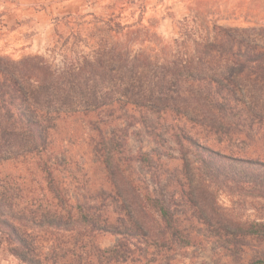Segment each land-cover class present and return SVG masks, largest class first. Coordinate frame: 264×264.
<instances>
[{"label": "trees", "instance_id": "trees-1", "mask_svg": "<svg viewBox=\"0 0 264 264\" xmlns=\"http://www.w3.org/2000/svg\"><path fill=\"white\" fill-rule=\"evenodd\" d=\"M138 33L114 42L103 32L89 53H61L58 63L0 56V256L162 264L199 247V234L238 264H264V254L242 258L250 244L264 246V220L216 204L220 193L233 205L264 201V28L179 31L169 43L144 33L159 50H133ZM135 127L160 148L176 147L170 202L136 176L161 157L127 153ZM78 128L91 163L70 192L61 157ZM103 237L117 242L101 249Z\"/></svg>", "mask_w": 264, "mask_h": 264}, {"label": "rangeland", "instance_id": "rangeland-1", "mask_svg": "<svg viewBox=\"0 0 264 264\" xmlns=\"http://www.w3.org/2000/svg\"><path fill=\"white\" fill-rule=\"evenodd\" d=\"M117 26L123 29L119 35L109 31V28L116 30ZM213 26L225 29L264 28V0H0V56L13 61L28 56H52L58 63L61 53H89L96 42L95 36L103 32L109 40L123 42L127 33L136 31L140 39L133 44V50H159L152 38L144 39V33L169 43L178 38L179 31L206 36V31ZM143 39L144 44L139 45ZM84 137L78 128L64 144L62 176L70 192L74 188V179H79L91 163ZM162 146L155 145L139 127L129 129L125 142V149L131 156L147 153L161 157V165L154 162L150 174L137 166L136 176L148 185L154 195L162 193L170 202L175 189L167 182L169 180L170 183L177 164L167 161V158L168 155L176 156V147L169 140ZM231 201L225 193L218 194L216 198L220 209L234 208L242 220H264V201L236 200L234 205ZM175 203L171 210L179 214L181 208L177 198ZM196 236L201 241L199 247L187 248L162 264H238L242 260L238 255L225 257L220 244L202 235ZM97 242L101 249H109L117 239L103 237ZM243 252L242 258L247 260L257 254L263 255L264 246L250 244ZM0 264L18 263L7 256H0Z\"/></svg>", "mask_w": 264, "mask_h": 264}]
</instances>
